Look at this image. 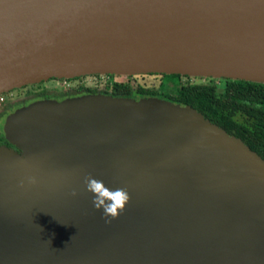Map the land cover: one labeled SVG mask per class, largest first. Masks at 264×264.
Segmentation results:
<instances>
[{
	"label": "water",
	"instance_id": "1",
	"mask_svg": "<svg viewBox=\"0 0 264 264\" xmlns=\"http://www.w3.org/2000/svg\"><path fill=\"white\" fill-rule=\"evenodd\" d=\"M139 73L264 82V0H0V94ZM176 114L215 130L264 183V159L187 105L42 99L8 119L17 149L0 146V264H264L263 217L157 130ZM88 175L128 191L115 219L93 206Z\"/></svg>",
	"mask_w": 264,
	"mask_h": 264
},
{
	"label": "rangeland",
	"instance_id": "2",
	"mask_svg": "<svg viewBox=\"0 0 264 264\" xmlns=\"http://www.w3.org/2000/svg\"><path fill=\"white\" fill-rule=\"evenodd\" d=\"M207 82L208 79L205 76L197 75H181L179 82ZM217 82V80H215ZM127 84L131 88L137 87H151L153 89H161L168 92H173L176 84L174 82L165 81L163 76L159 73H139V74H110L108 75H86L72 81L73 84H86L97 88H103L105 84L110 83ZM219 83V82H218ZM59 84H63L58 79H49L41 85L33 87L37 92L41 89H47L49 94H55L57 92ZM221 84V82H220ZM29 90V89H28ZM12 91V90H11ZM7 93H4V96ZM10 95V94H7ZM134 100H150L151 102L163 100L157 96H148L141 94H134ZM28 101L17 107L11 112L4 114L2 118V124H0V133L5 139H11V131L8 130L9 123L7 122L9 117L28 109L31 103L40 101ZM59 100L47 98V101ZM178 122L173 124H160L162 128L157 129L170 135L172 141L170 145L179 146L184 151V156L196 158L202 166L206 169L217 174L214 180L223 187L226 188L230 196L234 198V201L244 200V204L254 214H259L263 217L264 222V183L259 180L261 174L257 169L253 168L249 164H246L242 160V155L234 148L230 143L219 135L215 130L210 129L206 123H201L197 119L188 118L184 115H177ZM234 119L239 122H245V118L242 114L237 113ZM29 128L28 131L31 135H34L35 131ZM32 131V132H31ZM10 142V141H8ZM17 149L13 143H10ZM34 148H38L39 151H45L44 144L41 141H36L33 145ZM11 148V147H10ZM219 171H226L232 175L233 178L226 176ZM239 181H236L235 178Z\"/></svg>",
	"mask_w": 264,
	"mask_h": 264
},
{
	"label": "trees",
	"instance_id": "3",
	"mask_svg": "<svg viewBox=\"0 0 264 264\" xmlns=\"http://www.w3.org/2000/svg\"><path fill=\"white\" fill-rule=\"evenodd\" d=\"M160 75L165 81L176 84L172 93L151 87L133 89L127 84L113 82L105 84L98 93L88 95L133 99L136 93L157 96L173 104L187 105L226 133L239 138L264 159V82L207 77L208 81L204 83H180L179 74ZM237 113L244 116L245 122L234 119Z\"/></svg>",
	"mask_w": 264,
	"mask_h": 264
},
{
	"label": "flooded vegetation",
	"instance_id": "4",
	"mask_svg": "<svg viewBox=\"0 0 264 264\" xmlns=\"http://www.w3.org/2000/svg\"><path fill=\"white\" fill-rule=\"evenodd\" d=\"M91 75H99V74H91ZM105 75V74H103ZM110 75V74H107ZM86 76V75H83ZM83 76L68 78V79H58L63 82V84H59V87L57 92L55 94H49L47 89H41L40 92H37L33 89V87L41 85L45 81L49 79H56V78H49L45 81H41L39 83L35 84H27L24 86H21L16 89H12L10 91V95H5L3 97V100L0 102V124H2V118L4 117V114H7L14 110L17 105H21L28 101H34L39 99H64V98H72L77 97L81 95H88V94H95L101 91L103 88H97L94 86H89L86 84L78 83L73 84L72 81L81 78ZM29 89V90H28ZM152 96V95H148ZM1 126V125H0ZM0 146H6L14 148L10 142H8L7 139L3 137V135L0 133Z\"/></svg>",
	"mask_w": 264,
	"mask_h": 264
},
{
	"label": "clouds",
	"instance_id": "5",
	"mask_svg": "<svg viewBox=\"0 0 264 264\" xmlns=\"http://www.w3.org/2000/svg\"><path fill=\"white\" fill-rule=\"evenodd\" d=\"M31 182H35L33 179ZM87 191L93 194V206L99 210L103 209L105 218L115 219L124 211L130 200L128 191L124 188L110 189L102 180L96 179L91 175L85 177ZM72 195H76L73 191ZM106 223H111V219H106Z\"/></svg>",
	"mask_w": 264,
	"mask_h": 264
},
{
	"label": "built area",
	"instance_id": "6",
	"mask_svg": "<svg viewBox=\"0 0 264 264\" xmlns=\"http://www.w3.org/2000/svg\"><path fill=\"white\" fill-rule=\"evenodd\" d=\"M4 93L10 94V91H8V92H4ZM4 93H1V94H0V102L3 100Z\"/></svg>",
	"mask_w": 264,
	"mask_h": 264
}]
</instances>
